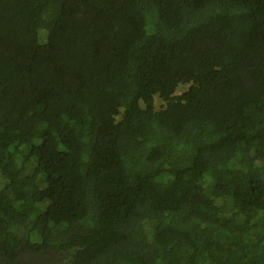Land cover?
<instances>
[{"label":"trees","instance_id":"obj_1","mask_svg":"<svg viewBox=\"0 0 264 264\" xmlns=\"http://www.w3.org/2000/svg\"><path fill=\"white\" fill-rule=\"evenodd\" d=\"M0 264H264V0H0Z\"/></svg>","mask_w":264,"mask_h":264}]
</instances>
